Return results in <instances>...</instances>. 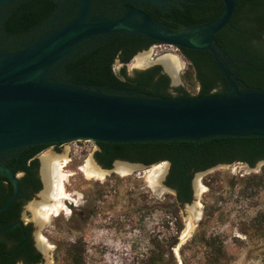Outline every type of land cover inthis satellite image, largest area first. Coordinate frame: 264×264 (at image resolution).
<instances>
[{
  "label": "water",
  "instance_id": "95a60500",
  "mask_svg": "<svg viewBox=\"0 0 264 264\" xmlns=\"http://www.w3.org/2000/svg\"><path fill=\"white\" fill-rule=\"evenodd\" d=\"M9 1L0 0V6ZM90 1L82 0L77 17L26 47L16 52L0 50V153L23 146L75 140L198 142L214 136H264V90L241 88L238 78L228 68L231 61L215 43V35L231 23L236 0H224V12L214 21L180 30L168 28L139 8L119 18L89 17ZM106 33L143 34L158 42L155 44L210 50L229 82L228 91L210 96L151 98L142 97L138 91L106 93L51 78L50 73L56 68L52 67L64 61L80 42ZM157 64L172 75L162 62ZM39 155L40 175L45 184ZM116 161L138 165L127 160ZM167 173L166 169L161 181ZM0 174L14 185L11 197L0 205L2 211L16 201L21 183L18 174L1 163ZM18 225L24 230V222L20 221L0 229V234ZM185 238L181 236L180 241Z\"/></svg>",
  "mask_w": 264,
  "mask_h": 264
},
{
  "label": "rangeland",
  "instance_id": "374dc122",
  "mask_svg": "<svg viewBox=\"0 0 264 264\" xmlns=\"http://www.w3.org/2000/svg\"><path fill=\"white\" fill-rule=\"evenodd\" d=\"M141 53L148 60L138 64ZM171 55L180 58L174 75L163 69L171 90L184 86L196 93L195 79L184 76L189 62L174 45L154 44L137 53L126 68L133 74ZM124 65L117 61L116 72ZM98 149L96 141L75 140L51 145L39 155H66L65 170L71 173L67 191L81 196L64 200L69 213L50 215L42 223L44 182L25 205L24 218L33 223L35 242L40 246L39 238H46L43 263L73 264L69 248L78 242L85 247L84 264H264V187L250 185L255 175L264 176V161L254 167L241 161L219 164L197 173L192 201L177 205L175 191L164 180L150 184L148 171L153 166L138 164L122 174L115 161L104 179L87 177L81 166L97 161ZM166 166L168 170V162ZM198 184L203 186L200 192ZM192 215L191 232L180 241Z\"/></svg>",
  "mask_w": 264,
  "mask_h": 264
},
{
  "label": "trees",
  "instance_id": "16d2710c",
  "mask_svg": "<svg viewBox=\"0 0 264 264\" xmlns=\"http://www.w3.org/2000/svg\"><path fill=\"white\" fill-rule=\"evenodd\" d=\"M45 1L22 0L16 4V10L5 18L4 28L12 33H23L42 18L47 7ZM236 2V11L231 23L215 35V43L231 61L228 68L238 78L241 88L264 90V0H236ZM224 9V0H182L181 6H174L170 12L151 16L172 30H180L187 26L212 22L221 16ZM141 41L142 38L135 34L125 33L88 49V53H84L82 47L76 48L64 61L52 67H58V72L54 76L59 82L92 90L114 94L138 91L142 97L151 98L210 96L228 91L229 82L210 50L179 48L189 62L184 76L188 79L194 78L199 87L194 94L184 86L176 87L173 92L170 76L160 64L129 74L126 64L131 62L139 51L158 43L148 37L144 42ZM117 61L125 64L118 72L114 68ZM61 70L65 72V78L62 77ZM97 144L99 149L96 151V159L108 168H111L117 159L141 162L147 166L170 161L171 167L165 183L180 190V194L174 196L177 205L179 201H192L191 180L196 171L205 170L221 161L244 160L253 166L258 160L264 159V136L259 135L214 136L203 138L198 142L176 139L137 142L101 141ZM51 145L54 144L23 146L13 149L6 157V166L15 172H24L20 177L21 193L12 205L18 204L22 192L26 189L32 190L29 198L42 189L38 175L40 165L38 155ZM250 185L264 187V176L255 175ZM13 192V182L7 176L0 174V205L9 199ZM4 211L6 210L0 211V219ZM9 224L10 222L0 221V229ZM13 229L21 230L20 227ZM178 229H181V225ZM23 239L22 235L18 242H23ZM30 245L29 241L23 244L29 248L28 264L42 261L41 254L35 255ZM84 251L85 247L78 242L71 245L69 256L73 264H84Z\"/></svg>",
  "mask_w": 264,
  "mask_h": 264
},
{
  "label": "flooded vegetation",
  "instance_id": "af4514ba",
  "mask_svg": "<svg viewBox=\"0 0 264 264\" xmlns=\"http://www.w3.org/2000/svg\"><path fill=\"white\" fill-rule=\"evenodd\" d=\"M21 1L22 0H11L0 6V17L2 18L0 22V50L1 51L16 52L26 47L31 42H34L40 39L42 36H44L49 31L55 30L56 28L68 23L69 21L77 17L82 8V0H46L45 2H46L47 7L44 10V14L42 18L38 22H35L34 24H32L26 30H24L23 33L16 34V33L7 31L4 28V20L13 11L16 10V6H17L16 4H19ZM163 1L165 3L160 5V4H156L151 1H148V0H91L88 16L89 17L103 16L106 18H119V17L124 16L129 10L134 9V8H139L153 16H159L161 13H165L167 11L170 12L174 6H181V2H182V0H163ZM120 35H125V33H117V34L106 33V34L92 36L80 42L77 48L82 47V50L84 51V53H88V49L95 48L99 46L100 44H103L107 40L120 36ZM135 36L142 38L141 42H144V39H147V37H144V35H141V34L140 35L135 34ZM152 46L153 45H151L149 48H151ZM144 50H147V49H144ZM142 51H139V52H142ZM120 63L124 64L122 62ZM61 71L63 73L62 77L65 78L66 77L65 72H63V70ZM56 72H58V67H56L50 73V76L53 80H57L54 76ZM54 145H58V143ZM12 150H8V151L0 153V163L1 164L5 165L6 157L11 153ZM262 161H264V159L258 160L255 163V165L258 162H262ZM97 162L102 167H105L102 163H100V161L97 160ZM163 162L169 163V168H168V173H169L171 162L170 161H163ZM234 162H237V161H233V162L221 161L212 167H215L219 164H230ZM241 162L248 165L249 167L255 166V165L251 166L247 161H244V160ZM134 163L145 165L144 163H141V162H134ZM212 167H209L205 170L196 171L194 173V176L191 180L192 198L194 197V192H195L194 183H193L195 175L197 173L204 172ZM105 168H108V167H105ZM166 169H167V166H166ZM168 173L165 177L164 183L167 179ZM16 174H18L19 177H22V175H24V172L18 171L16 172ZM38 175L40 177L41 182H43L41 175H40V165L38 169ZM168 187L175 191V195L178 196L180 194L179 189L173 188L170 186ZM31 193H32V190L30 188L26 189L24 192H22V197L18 201V204L10 205L11 207L6 208L5 209L6 211H4L1 215L0 221L3 223L10 222L9 226L14 223L20 222V221L24 222V230L20 225H18L16 226V228L20 227L21 230L10 229L0 234V257H1L0 264H19L20 262L28 263L27 260L30 258L29 248H27V246H23V244L26 241L30 242L31 244L30 246H32L33 253L35 255L40 253L43 258L41 246H38L37 243L35 242L33 223L32 221L25 220L24 218L25 205L31 200L32 197L29 198V194ZM179 203L184 204L186 203V201H179ZM22 235L24 236V238L26 235V240L24 241L23 239V242L19 243L18 242L19 238Z\"/></svg>",
  "mask_w": 264,
  "mask_h": 264
},
{
  "label": "bare ground",
  "instance_id": "6f19581e",
  "mask_svg": "<svg viewBox=\"0 0 264 264\" xmlns=\"http://www.w3.org/2000/svg\"><path fill=\"white\" fill-rule=\"evenodd\" d=\"M136 60L138 64H142L143 62L147 61L148 58L144 53H141L137 56ZM161 62L169 71H171L173 75L177 73V68L180 64V58H178L176 55L165 56L162 58ZM61 158H63L62 162H60ZM41 161L42 175L46 185V188L42 193L44 201L41 202V207L45 209V213L39 218V222L42 223L47 220L50 215H58L62 211H67L69 213V207L64 202V200H73L72 196L74 195L77 196L76 199L80 198L81 196L78 192L68 193L67 191L66 181L69 179L71 173L65 170V166L68 161L66 155H59L52 151H46L42 154ZM165 163L166 162H162L160 164L153 165L151 170L148 171V179L151 185L155 186L161 181V176L166 170ZM132 168L133 165L121 161H119L116 166V170L122 174L130 173ZM81 170L84 171L87 177L98 179H104L107 175L106 173L108 172V170L102 169L100 166H98L93 159H90L85 165L81 166ZM202 188L203 186L198 184V192H200ZM193 219L194 217L192 215V217H190L188 229L184 234L185 237H187L191 232L193 227ZM39 239V245L44 249V251H47L46 238L42 235Z\"/></svg>",
  "mask_w": 264,
  "mask_h": 264
}]
</instances>
